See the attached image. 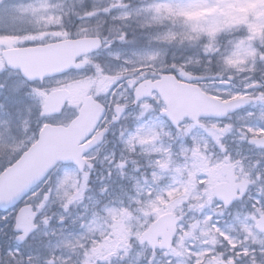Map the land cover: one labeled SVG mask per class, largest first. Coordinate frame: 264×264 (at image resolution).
I'll list each match as a JSON object with an SVG mask.
<instances>
[{
    "label": "rangeland",
    "instance_id": "1",
    "mask_svg": "<svg viewBox=\"0 0 264 264\" xmlns=\"http://www.w3.org/2000/svg\"><path fill=\"white\" fill-rule=\"evenodd\" d=\"M7 2L16 3L11 17L15 21L14 26L22 31L14 38L16 44H21L23 40L38 42L50 38L51 35L61 34L62 32L53 30L56 29L55 27H50L60 22L61 15L72 16L79 23L80 27L74 28L72 34L96 35L103 31L112 42L111 47L105 44L99 52L85 57L88 65L102 66L104 71H100L99 68L96 71H71L63 76L48 79L43 86H36L35 91L40 98L39 105L35 100H31L18 108L16 119L11 125L2 122L6 117H0V169L3 170L16 160H13L16 153L21 155L36 141L39 131L34 132V130L38 120V109L42 111L45 96L54 89L66 87L72 93L68 102L70 110H66L59 119L48 122L55 124H66L71 121L77 114L78 103L92 91L96 97H104L99 100L103 101L109 112H112L113 105L123 101L122 98L128 97L129 101H132L129 90L133 91L137 81L140 82L143 77H155L163 68L173 65L201 74L202 88L212 94V86L206 82L208 70L201 64L199 55L201 37H207L211 45V48L206 46L205 51L219 52L224 69L237 70V78L228 86L217 85L219 93L230 92L235 95H212L223 100L244 95L246 93L240 89L245 87L252 73L255 72L257 76L264 74V65L257 64L258 59L264 61V52L260 51L264 48V0H214L212 3L205 0V6L185 14L189 18L188 21L182 15L176 14H165L157 18L148 6L162 0H135L134 19L129 23L128 16L120 15L117 18L119 22L111 27H106L103 22L92 25L88 21L79 19L83 16L81 12L83 9L106 10L107 0H0V14L2 10L7 9L5 6ZM114 6L126 8L127 4ZM137 20L144 23L143 28ZM161 26L166 30L161 31ZM124 28L127 30V39L124 42L113 39L122 34ZM169 33L171 34L169 39H162ZM220 33L226 36L217 42L216 38ZM2 50L3 48H0V56ZM150 53L158 55L149 58L147 54ZM165 55L169 57L170 63H165ZM126 60L135 61L137 66L150 63L152 67L145 76L138 78L130 76L126 83H121L119 88L110 92L117 77L106 73L121 72ZM0 67H6L1 57ZM140 70L144 71L143 67H140ZM240 72H246L248 76H241ZM9 77L22 78L18 73L8 69L3 76H0V85L4 86L0 91L7 90ZM253 83L255 84V81ZM29 91L30 87L26 86L25 94ZM154 98L160 101L156 94ZM248 112L255 113L251 123L264 121V108L255 104L219 122L215 119L203 120L197 131L207 130L205 134L211 136L217 144L222 138L223 144L227 146L232 156L259 157L264 155V150L249 145L247 143L249 137L244 136L246 127L244 122L248 119L246 115ZM139 119V109L136 107L131 109L120 124L114 127L112 134L115 139L107 140L103 147L89 154L90 159L99 162L98 170L91 172V176L87 175L89 171L79 173L74 166L61 169L58 176L55 170L53 176L37 188L39 194L28 198L36 205L35 210L48 203L46 217L52 219V224L46 226L43 222L39 229V232L44 234V243L51 241V247L47 251L57 260L65 262L75 253L74 248L84 242V238L137 237L158 216L172 211L182 215V221L188 225V231H183L184 227L180 229V234L171 250L175 252L180 264H185L193 248L199 250L197 256L200 264H205V261L206 264H222L221 253H230L231 249L222 247L220 235L215 227H209L205 223L203 213L210 204L206 205L204 201L205 198L209 200L210 197L215 199L214 188L224 180L222 167L228 165L237 171L238 163H234L229 156L221 159L222 149L217 148L214 152L206 151L213 145L204 137H201L202 142L197 141L191 147L185 146L184 137L174 129L159 123L158 114H154L153 126L148 130H145L143 125H137ZM213 124L215 127H212ZM225 125L232 126L234 130L226 135L223 134ZM250 131L255 136L264 135V131L260 128H252ZM113 153L118 162H128L127 170L113 165ZM135 169L140 171L137 173ZM108 172L114 173L110 180L106 175ZM102 181L105 182V187H112L115 184L119 188V181H123L127 187L123 194L117 191L107 200L104 199L103 204H99L101 199L97 195L102 194ZM201 188L203 192L200 191ZM41 189H47L43 192L50 191L54 194L51 202L44 199ZM180 193L182 195H178ZM65 200L69 202L70 208L64 209L59 206ZM188 203H191L192 207H188ZM13 214L14 212H9L5 215L12 217ZM214 214L220 227L231 231L232 238L229 243L234 245L243 243L246 245L245 250L249 252L252 250L247 246L256 244L257 256L264 251L259 248V245L264 243V236L257 234L255 222H249V215L240 202L230 209L224 208L223 212ZM61 215L70 218L69 224L64 226L57 224L54 217ZM3 216L0 217V222L5 221ZM81 226L83 231H80ZM62 227L63 232L71 236V240L58 243L61 240ZM57 247H71L72 251L70 253L62 251L57 256L55 254ZM33 256L37 263L41 262L42 257L39 253L35 252ZM240 264H249V257H243ZM255 264H264V262L257 260Z\"/></svg>",
    "mask_w": 264,
    "mask_h": 264
},
{
    "label": "water",
    "instance_id": "2",
    "mask_svg": "<svg viewBox=\"0 0 264 264\" xmlns=\"http://www.w3.org/2000/svg\"><path fill=\"white\" fill-rule=\"evenodd\" d=\"M96 41H100V39L98 37H87L32 48L10 49L5 51L4 57L7 65H12L13 69H19L22 74L40 80L45 76H55L56 73L69 68H83L85 63L76 60L85 54L100 49L102 47L101 41L100 47L93 48ZM182 74L190 77V79L181 81L172 73H163L157 80L146 79L141 82L135 93L139 97L140 95H152L153 90L157 92L162 90L161 99L168 105L169 111L176 118H182L191 112L201 115L204 113H218L226 106L241 101L242 98L251 100L249 97H240L222 101L207 94L200 85L194 83L197 82L195 78L200 76H195L187 70H182ZM69 96L70 92L67 89L52 92L45 100L44 112L49 114L59 112L66 105ZM253 102L255 101L246 104L245 107ZM123 109L124 106L116 107L114 121H117L124 114ZM240 109L230 111L222 118H226ZM105 111V106L102 108L99 101L92 96H88L82 103L79 115L68 126L46 125L41 131L38 141L0 176V207L4 209V201L12 200L14 196H18L38 181L57 160L61 162L71 161L78 166L80 171H84L87 164L93 168V165L83 157L84 152L101 143L107 131L104 130L100 136L87 143H84L86 141L85 137L89 138V133L95 131ZM199 121L195 123L199 124ZM249 142L258 148H264V137H257L256 140L249 139ZM223 173L228 181L216 187V197L220 200L222 194L225 198L231 199L233 203V198L241 187L236 181L238 176L230 168H224ZM34 215L32 208L29 206L22 208L18 214L17 227L25 234L35 227L33 223ZM177 224L176 216L172 213L160 216L142 234L141 243H148L150 247L161 246L170 249L173 238L177 233ZM257 228L262 230L260 219L257 221ZM159 238H162L161 243L158 242Z\"/></svg>",
    "mask_w": 264,
    "mask_h": 264
},
{
    "label": "snow or ice",
    "instance_id": "3",
    "mask_svg": "<svg viewBox=\"0 0 264 264\" xmlns=\"http://www.w3.org/2000/svg\"><path fill=\"white\" fill-rule=\"evenodd\" d=\"M214 2V0H209V3ZM205 6V0H162V2L159 3H152L150 4L149 10H151L157 18L163 17L165 14H176V15H182L183 18L188 21V16L185 15L186 13L195 12L197 9ZM126 10V9H125ZM113 9H106L102 11H92L90 15H83L80 16L79 19L81 21H91L95 17L100 16H108L113 14ZM119 18V17H116ZM15 21L12 19L11 16L5 15L0 16V35H6L9 34V30L14 28ZM59 24L56 25H50V27H59ZM171 37V34H165L162 39L167 40ZM118 39L121 42H124L127 39V33L123 32L118 36ZM35 40H23L20 43L21 44H32L35 43ZM105 44H107L109 47H111V42L108 40L104 41ZM100 41H96L93 45V48L100 47ZM149 58H155L158 54L156 53H150L147 54ZM135 61H124L123 67L121 69V72L126 71L129 69V67L135 65ZM12 65H7L6 67H0V76H3L5 72L8 70V68H12ZM99 68L100 71H104L102 66H95L92 65H85L83 68L77 69L78 71H96ZM72 69L69 68L65 71H61L59 73H56L55 75L63 76L68 71H71ZM19 71V69H17ZM164 73H172L176 76L177 79H190V77L182 74V70L178 68L176 65H173L172 67H165L162 69ZM186 71V70H184ZM132 76H138L139 72H132ZM21 79H16L13 77H9L10 83L7 86L6 91H0V117H6L2 122L8 125H11L12 122L16 119V113L17 109L24 106L25 104H28L31 100H35L37 105L40 103V98L35 91L36 86H43L44 80L48 79L47 76L41 78L40 80H37L34 77L24 75L21 73ZM121 79H125V77H121ZM197 81L201 79L200 77L195 78ZM115 83H120V80L115 81ZM115 83H113L112 87H115ZM139 83V81H137ZM26 86L30 87V91L28 94H25L24 89ZM254 87H264V84H254ZM3 85H0V88H3ZM125 87L127 85L125 84ZM135 87V85L133 86ZM111 92V89L109 90ZM155 91V90H153ZM131 99L135 101V107L139 109L140 119L136 122L138 126L143 125L145 130L150 129L153 126V117L154 114H158V120L159 123L166 125L170 129H174L176 132H179L184 137V145L191 147L194 143L197 141H201V137H204L205 139H208L209 142L213 145V147H219L223 144V139H219V144L216 143L215 140L211 139V136L206 135V131L204 132H198L197 128L199 125L197 123H194L196 121H199L201 119L204 120H212L215 119L217 122H219L223 116H226L228 112L230 111H236L237 109L245 107L246 104L255 101L258 103L262 108H264V95L258 96L249 99L242 98L241 101H237L236 103H233L231 105L226 106L224 109H222L218 113H204V114H197L195 112L188 113L184 115L182 118H176L172 115V113L168 109V105L164 102V100H160L159 102L152 96V95H140L137 97V94L134 93L131 89L129 90ZM212 94H220L222 96L227 95H235V93H219L217 90L215 93ZM157 96L162 95L161 92L156 93ZM97 99H104V97H97ZM123 100V98H122ZM147 101V103H145ZM7 109V111H5ZM66 110L68 109V106L65 105L61 108L59 112L55 113H44L41 110L38 109L37 115V125L34 132H38L39 129L48 122H52L56 119H59L62 115H64ZM123 111L127 112L129 111L128 105L125 104ZM248 119L245 120L244 124L246 127L244 128V136L245 138L248 137V134L251 133L250 129L252 128H260L262 131H264V121H260L257 124L251 123L253 118L255 117L254 112H248L246 113ZM11 130V129H10ZM233 127L223 126V134H228L229 132L233 131ZM175 134V133H173ZM92 133H89V136H91ZM35 138V136L33 137ZM88 137H85V140H87ZM31 141H29L30 143ZM91 148V146H90ZM90 149L85 150L84 155H89ZM20 153H16L13 156V160L17 159L19 157ZM11 163V161L9 162ZM79 163V161H77ZM113 165H115L118 168H123L127 170L129 168V164L126 161H120L118 162L115 158V153H113ZM72 166L71 161L67 162H61L57 160L55 163L52 164L51 167H49L44 175L36 181L34 184H32L30 187H28L26 190L21 192L18 196H14L12 200L10 201H4V211H7L8 209H16L17 206L21 203V201L24 199V197L29 196L32 192H34L41 183L45 179H48L49 177L53 176V169H56V175H60L61 169H66ZM94 167V164H93ZM112 166L110 165V168ZM3 169H0L2 171ZM135 171L138 173L140 170L135 169ZM114 173L108 172L106 173L108 179L110 180L112 175ZM88 176H91V172L89 171L87 173ZM89 183L91 181L89 180ZM105 182H101L102 184V199L100 203H103L104 199H107L109 196L114 195L115 192H120L123 194L124 189L127 187V185L123 181H119L120 187L117 188L116 185H112V187H105ZM145 186H147V182H145ZM203 187V185H200ZM43 194V190L41 192ZM142 195V194H141ZM261 198L264 199V190L261 191ZM53 199L52 194L50 193L48 196V202H51ZM214 201L216 202H222L224 207L229 206L232 203V200L229 198H225L222 194L220 195V200L212 199L211 197L209 200H207L205 203L212 204ZM115 203L116 201H112ZM123 203V201H121ZM71 206L69 205V208ZM36 205L33 204V209L35 210ZM48 208V203L46 202L43 207L39 209V211L35 212V216L33 217V223L36 225L33 227L27 234V236L24 237L23 241H20L18 239L20 229L16 226V220H15V213L13 214V232L17 233V244L9 243L7 247L4 249L6 253H11L13 257L15 258H22L20 259V264H31V261L29 257L33 255V252L25 251L23 248L19 247L21 243H28V241H32V247L33 249H38L40 252L44 253L45 256L48 255L47 249L51 247V241L49 240L47 244L44 243L43 239V233L39 232L40 224L45 222L48 225L52 224V219H48L46 217V210ZM99 208V204H98ZM102 210V209H101ZM203 217L205 220V223L209 227H215L217 233L220 235V239L222 241V247L224 248H230L231 252L221 253L222 258V264H240V261L243 257H249V264H255V261L260 260L264 262V251H261L260 255H256V244H252L250 246L251 252L246 251V245L240 244V245H234L229 243V241L232 238L231 231L227 230L226 228H221L219 221L215 219V214H207L206 212L203 213ZM257 218L260 219L262 223V230L258 232V235L264 236V211L259 213V217L252 216L249 217V222H255ZM4 220H8V216H3ZM57 224L64 226L69 224L70 218L66 215H61L58 217H54ZM179 223L184 227L187 228L188 225L184 224V222L181 220ZM195 227V225H193ZM80 231H83V226H81ZM61 240L58 241V243H63L64 240H71V236L68 234H65L63 232V227L61 228ZM225 237H228V239H225ZM173 245L176 243V238H173L172 241ZM259 248L264 249V243H261L259 245ZM61 249L57 247L55 249V254L59 255L61 254ZM199 250L195 249L194 252L191 250V254L188 256L185 264H193V261L198 259L197 253ZM55 264V262H53ZM137 264H180V262L176 259V254L174 251H166L163 247H157L153 246L149 249L148 254L140 257L137 260Z\"/></svg>",
    "mask_w": 264,
    "mask_h": 264
},
{
    "label": "clouds",
    "instance_id": "4",
    "mask_svg": "<svg viewBox=\"0 0 264 264\" xmlns=\"http://www.w3.org/2000/svg\"><path fill=\"white\" fill-rule=\"evenodd\" d=\"M127 4L126 8H117L114 5L115 4ZM135 0H107L105 7L107 9H113V14L108 16H100L95 17L91 21H88L90 24L95 25L100 22H103V25L106 27H111L114 23H118V19L116 17H119L120 15L128 16L129 17V23L134 19V8ZM126 9V10H125ZM94 11L93 9H83L81 10L82 15H90L91 12ZM99 11V10H95ZM59 27H55L57 30H66L69 31L70 34L73 31L74 28H79L80 25L77 23V20L73 18L72 16H60L59 17ZM137 23L140 24V27H144V23L137 20ZM161 31H165L166 29L164 26L160 27ZM123 32L127 33L126 28L123 29ZM98 38L101 41V44L103 45L105 40H108L109 42H112L107 35L104 34V32H100L97 34ZM224 33H220L217 36V42H220L222 37L224 36ZM113 39H118V37H113ZM166 46V45H165ZM211 48V45L207 39V37H201L200 38V58H201V64L208 70V76L206 77V82L211 84L212 86V92L215 93L217 91V85L221 82L223 83H231L232 80H235L237 78V70L233 68L224 69L221 63V57L219 52L215 50H209L205 51V47ZM261 52H264V48L260 49ZM165 63H170L169 57L165 55ZM258 65H264V61L257 60ZM140 67H143L144 71L140 70ZM152 67V65L145 64L143 66H131L128 70L123 72H112V73H106L109 75L116 76L117 80H120V83H115V87H112V90H115L119 88L121 83H126V81L131 77H143L145 76L146 72ZM132 72H139L138 76H132ZM241 76H248V73L246 72H240ZM121 77H125V79H121ZM255 84H264V74L261 76H257L255 72L252 73L251 77L247 80V84L244 88L240 89L241 91H244L249 98L258 97L261 95H264V87H254ZM118 99V98H117ZM102 108L104 107L103 101H101ZM116 104L113 105L115 107ZM101 124H103V121H101ZM228 126V125H225ZM104 127H107L105 125ZM212 127H215V124L212 125ZM103 131V128L97 129L95 136H100L101 132ZM248 137L251 140H256V136L252 133L248 134ZM102 139V137H101ZM222 149L221 153V159L224 156H229L232 158V161L234 163H238L239 167L237 168V175H238V184H240V188L237 191L236 196L233 198L234 201H238L241 203V206L246 209V213L249 215V217L257 216L259 217V213L264 211V199L261 198V191L264 190V155H261L256 158H248L246 155L242 156H232V153L228 151V148L226 145L222 144L219 147H212L207 149L206 151L214 152L216 149ZM201 192H203V188L200 189ZM51 192H43V196L47 197L49 196ZM38 191H34L31 193L33 197H36L38 195ZM52 194V193H51ZM54 194H52L53 196ZM182 195V193L178 194ZM167 198V197H165ZM206 198L205 201L206 202ZM207 205V203H205ZM61 208L67 209L69 207V202L65 200L63 203L59 205ZM188 207H192L191 203H188ZM224 206L222 202H216L214 201L212 204L207 205V214H214L216 212H223ZM178 235L180 234V229L183 227L179 221L183 219L182 215H178ZM183 231H188L187 228H183ZM219 238V237H218ZM193 252L195 248L191 249ZM68 264H74V262L69 258ZM193 264H200V260L196 259L193 261ZM206 264V261H205Z\"/></svg>",
    "mask_w": 264,
    "mask_h": 264
},
{
    "label": "flooded vegetation",
    "instance_id": "5",
    "mask_svg": "<svg viewBox=\"0 0 264 264\" xmlns=\"http://www.w3.org/2000/svg\"><path fill=\"white\" fill-rule=\"evenodd\" d=\"M5 6H7V9L2 10L0 16H11L16 3L7 2ZM21 32L22 31H19L17 26H14L13 29L9 30V34L0 35V48H16L31 45L14 43V38L20 35ZM128 101L129 99L126 97L125 102ZM111 119L112 113L108 114L103 119V124H100L99 128H103L105 125L110 123ZM114 127L115 126L111 128L108 137L112 136V130ZM8 212H2L0 210V217ZM12 221L13 216L8 217V220H1L0 222V264H20V259H22L15 258L11 253H6L4 251L9 243L14 245L17 244V233L13 232ZM18 239L20 240V237H18ZM23 240L24 239L20 241ZM19 247L23 248L25 251L33 252V255L35 252L41 255L42 260L40 263H37L33 258L34 256L31 255L29 257L31 264H53V262H55V264H68V260L65 262L57 260V258L55 256H51L48 251V255L45 256V254L40 252L38 249H33L32 241H28V243H21ZM60 249L64 253H70L72 251L71 247ZM74 249L75 253L70 256V259L74 262V264H137V260L148 254L150 248L147 245H141L139 243V238L135 237L92 236L84 238V242Z\"/></svg>",
    "mask_w": 264,
    "mask_h": 264
}]
</instances>
